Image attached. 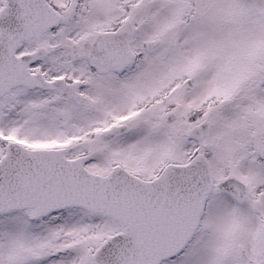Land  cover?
Instances as JSON below:
<instances>
[{
    "label": "snow or ice",
    "instance_id": "1",
    "mask_svg": "<svg viewBox=\"0 0 264 264\" xmlns=\"http://www.w3.org/2000/svg\"><path fill=\"white\" fill-rule=\"evenodd\" d=\"M0 264H264V0H0Z\"/></svg>",
    "mask_w": 264,
    "mask_h": 264
}]
</instances>
